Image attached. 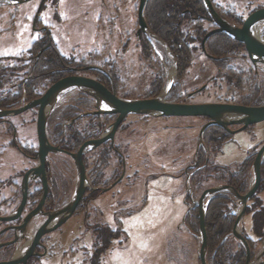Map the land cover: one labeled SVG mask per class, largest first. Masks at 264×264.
Returning <instances> with one entry per match:
<instances>
[{"label":"rangeland","instance_id":"374dc122","mask_svg":"<svg viewBox=\"0 0 264 264\" xmlns=\"http://www.w3.org/2000/svg\"><path fill=\"white\" fill-rule=\"evenodd\" d=\"M211 2L218 15L233 26L240 25L228 18L245 19L250 12L264 7V0ZM138 3L139 0H59L60 13L55 31L63 51L71 48L76 60L86 62V65L103 64L109 69L118 95L126 100L159 96L169 84L170 73L174 72L170 91L166 95L165 91L161 94L166 101L226 102L228 88L220 76L223 75L224 63H217L203 54L199 43L190 44L191 48L196 47L190 55L191 64L179 76L176 59L164 42L151 38L147 33L137 36ZM3 11L0 10V20H4L1 19ZM3 24L0 23V28ZM190 24L195 26L196 23ZM202 25L211 29L215 26L212 21ZM259 26L258 38L264 42V24ZM14 34L17 36L18 32ZM27 37H23L22 46L15 45L18 39L14 44L8 43L3 54L26 49L31 42ZM239 54L241 57L242 53ZM231 64L229 62L226 66L253 69L254 73L258 70L259 79L264 78L263 63L253 65L242 57ZM204 85H207L205 91L196 92ZM259 104H264L263 98ZM205 123L206 119L202 117L129 115L115 136V146L125 156V176L106 192L87 193L74 216L64 225L65 233L57 231L44 237L49 247L48 256L31 264H89L94 232L86 229L87 223L117 232L109 248L101 255L100 264H200L198 219H185L187 212L196 207L193 203L205 189L222 185V174L217 175L219 170L243 162L249 149L264 142L263 121L251 129L233 134L221 150L218 145L208 146L205 155L213 166L199 176L196 188L192 189L187 182V169L193 165L199 133ZM99 150L88 153L86 160L90 171L98 169L96 173L94 171L96 177L93 178L96 184L104 187L114 179V172L118 174L120 171V158L112 152L107 167H101L100 163L98 165ZM252 158L247 189L253 178ZM63 159L72 167L68 158L60 157L61 162ZM214 163L221 168L217 169ZM194 170L188 172V178ZM257 195L264 199V189ZM211 198L207 199L206 207ZM63 204L64 201L59 206ZM238 207L236 201V214ZM239 229L254 237L251 213H245ZM76 247L84 249L86 260L81 251L76 252ZM72 248L77 254L71 252ZM238 249L237 242L227 241L225 252L231 254ZM261 249L262 243L257 242L253 252L255 257ZM214 253L206 251L207 264H211Z\"/></svg>","mask_w":264,"mask_h":264},{"label":"flooded vegetation","instance_id":"af4514ba","mask_svg":"<svg viewBox=\"0 0 264 264\" xmlns=\"http://www.w3.org/2000/svg\"><path fill=\"white\" fill-rule=\"evenodd\" d=\"M33 2L36 4L29 5ZM59 7V0H30L22 4L15 3V0H0V10H5L2 12L1 18L4 20H0V23H4V26L0 28V110L25 107L40 99L54 83L73 76L96 80L118 97L125 99L118 95L109 69L103 64L86 65V62L76 60L71 48L63 51L58 42L57 31H55V22L60 13ZM63 19L65 20V18ZM15 32H18L17 36H15ZM143 33L141 30L136 31L137 36ZM25 35L31 39L26 49L18 53L3 54V49L8 46V43L14 44L16 39L18 41L15 45H24L23 37ZM207 57L211 58L210 56ZM55 100L54 107L47 117L45 129L50 145L62 150V152L48 153L44 157L43 167L39 161V105L28 108L17 115L0 116V264L19 257L30 245L33 236L49 215H53L63 208L73 197L77 184V172L73 159L66 152L76 153L80 146L86 142L87 131L97 130L100 122L106 125L97 137L99 138L116 118V115L110 114H87L95 111V101L85 92L75 88L58 94ZM128 116L117 128L115 136ZM253 125L247 126L244 130L251 129ZM239 127V125H234L230 129L236 130ZM229 134L231 139L233 134ZM115 136L113 145L109 141L104 142L101 144L104 145L103 149L99 150L98 161L101 163V167H107L110 162L109 154L112 152L120 158V171L118 174L115 171L114 179L104 187L96 184V179L93 178L96 177L93 175L94 171H90L88 165L86 167L87 151L82 153L85 176H87L91 189L85 190L76 210L86 199L87 193L92 194L99 191L98 189L107 188L121 177L113 186L115 187L125 176V156L117 147H114ZM75 140L79 141L77 148H74ZM263 144L264 142L249 149L245 160L238 164H243L251 156L253 163L256 152ZM199 146L196 148V153ZM60 157L68 158L67 160L70 161L72 167L66 163V159L61 162ZM263 160L264 157L262 162ZM196 162L194 156L193 165L187 169V176L189 169L197 165ZM238 164H234V166ZM251 173L253 175L252 169ZM74 180L76 181L74 182ZM252 181L253 178L251 183ZM259 187L260 184L247 204L258 193ZM258 198L260 204L264 206V199L260 196ZM62 201L64 204L59 206ZM76 210L62 226L58 227L60 230L52 228L55 223L54 220L48 224L49 226L45 229L52 230L39 239V244L34 248L35 254L25 264L37 262V259L48 256L49 247L44 237L57 231L61 234L65 233L64 225L71 220ZM240 231L244 232L249 240L257 243L258 238L252 231V222L251 233L255 238L248 236L243 229ZM261 241L262 239L258 241L259 244ZM76 249L77 253L81 251L84 254L83 258L86 260L84 249L81 247H76ZM74 250L75 248L71 252L75 253ZM251 258L253 259L255 256ZM260 260H264V253Z\"/></svg>","mask_w":264,"mask_h":264},{"label":"water","instance_id":"95a60500","mask_svg":"<svg viewBox=\"0 0 264 264\" xmlns=\"http://www.w3.org/2000/svg\"><path fill=\"white\" fill-rule=\"evenodd\" d=\"M28 1L30 0H15V3L22 4ZM202 1L209 15L208 19L212 21L215 25V28L211 29L203 37L201 41L202 50L204 49V42L209 36H211L215 32H225L229 36L233 37L234 40L244 46L247 57L253 65H256L258 63L264 64V42L261 41L258 37H256L252 32V28L254 25L264 24V8H260L251 12L243 20L241 26H233L218 15L212 5L211 0ZM145 4L146 0H139L137 7V24L139 27L138 31L141 30L144 33H147L151 38L160 42L158 38L148 32L143 15ZM172 84L173 82H170L165 88V95L170 91ZM71 88L83 91L94 99L95 111L87 114H110L116 115V118L99 138L84 142L76 153L66 152V154L73 159L77 172V184L74 190L73 197L63 208L58 210L53 215H49L48 219L42 224L40 229L33 236L30 245L25 249V251L21 255H19V257H15L2 264H25L26 261L35 254L34 248L36 245L39 244V239L44 234L52 230L45 229L49 226L48 224H51V221L54 220L55 223L52 225V228L55 229L62 226L69 219V217L76 210L79 202L82 200L85 190H87L88 188L91 189L87 176H85V170L82 161V153L85 150L88 151L94 149L107 141H109L113 145L115 132L127 115L205 118L207 122L201 127L197 147L202 143V134L204 130L211 125H217L226 130L227 132L234 134L237 131L244 130L249 125L264 121V104L258 106H244L229 103L213 102L178 103L166 101L164 97L161 98L162 93L159 96L153 98L126 100L118 97L114 92L109 91L102 84L91 78L78 76L67 77L51 85L40 99L33 101L25 107L14 110H0V116L17 115L28 108H31L35 105H39L40 108L38 113V141L40 156L39 161L42 167L44 157L48 153L62 152V150L53 147L48 142L45 126L47 117L54 107V103L56 101L55 97L58 94ZM202 88L203 87H201L196 92H199ZM234 125H239L240 127L236 130H231L230 127ZM263 157L264 144L256 152L254 161L252 163L253 181L246 193L240 194L232 186L222 184L219 186L205 189L199 196L196 203H193L198 208V228L201 240L200 248L198 251L200 264H207V236L205 231V212L206 204L208 201L207 199L221 191H228L229 193H231L236 198L237 204L239 206L236 214V219L232 228V236L237 239L245 249L244 264H264V260H260L264 253V237L261 241L262 250L257 254L255 258L252 259L247 241L242 236L241 231L239 229V225L241 224L242 219L245 215L247 201L254 195L260 184V166ZM120 179L121 177L117 181H119ZM188 181L189 178L187 176V182ZM116 182L107 188L98 190L100 192H106L111 189L116 184Z\"/></svg>","mask_w":264,"mask_h":264},{"label":"trees","instance_id":"16d2710c","mask_svg":"<svg viewBox=\"0 0 264 264\" xmlns=\"http://www.w3.org/2000/svg\"><path fill=\"white\" fill-rule=\"evenodd\" d=\"M143 15L150 32L164 42L168 46L171 54L175 57L179 76H182L191 64L190 55L196 47L191 48L190 44L199 43V48L203 54L210 56L217 63H224L223 75L220 76L222 81H225V85L228 88L227 92L229 93L224 103L251 106L259 105L262 98L264 99V78L259 79L260 77L257 75L258 70L254 73V71L252 72L253 69L250 71L248 69H242L239 66L229 68L226 66L227 63L230 62V65H232L233 63L231 64V62L242 57H245L246 61L249 60L246 57L244 46L241 43L234 40L233 37L225 32H215L205 40L204 49L202 50L201 41L211 30V28H205L202 25V23L210 21L202 0H146ZM228 19L238 25L242 23V19L234 20L232 17ZM190 22L196 23L197 25L195 24L194 26ZM214 28L215 26L212 29ZM239 53H242L241 57ZM204 86L202 91L207 89V85ZM105 125L99 122V128L97 130L87 131L88 136L86 137V141L97 138ZM228 136L226 131L217 125H211L204 130L202 143L195 155L197 165L194 168L196 170L193 171V175L191 174L189 178V186L192 189L196 188L199 176L204 175V173L206 174L210 171L209 168L213 166L209 158L206 159L205 154L208 146L216 147L218 145L221 150V146L229 140L230 137ZM78 142V140H75V144L77 143V145L74 144V148L78 147ZM103 146L100 145L88 150L86 156L88 153L90 154L93 151L103 149ZM114 147L117 146L114 145ZM108 149L111 148L108 147ZM97 152L99 157L100 152ZM251 158L252 156L243 164L225 167V169L219 170L217 175L222 174V184L232 186L240 194L245 193L248 186ZM87 165L86 160V167ZM215 166L217 169L221 168L217 164ZM194 168L189 169V171ZM97 170V168H94L93 171L96 173ZM261 175V183L258 191L264 189V160L262 162ZM235 200L236 198L228 191H221L212 196L206 207L205 231L207 236V252H215L211 264H244L245 249L232 236V228L236 219L235 203L237 200ZM196 209H198L197 206L191 208L187 212L185 219H198ZM246 213H251L252 231L257 236L258 242L264 234V206L260 204L257 194L248 202ZM87 218L86 216V221ZM88 225L87 223L86 229L92 231V233L94 232L93 254L88 262L89 264H100L101 255L109 248L111 239L117 232L110 231L107 227L97 224ZM242 236L246 239L250 255L253 257V252L256 249V241L249 240L245 234ZM226 240L237 242L239 249L231 254L228 251L225 252Z\"/></svg>","mask_w":264,"mask_h":264},{"label":"bare ground","instance_id":"6f19581e","mask_svg":"<svg viewBox=\"0 0 264 264\" xmlns=\"http://www.w3.org/2000/svg\"><path fill=\"white\" fill-rule=\"evenodd\" d=\"M259 25H261V24H256V25H254L253 28H252V32H253V34H254L256 37H258V35H259V31H260V28H261ZM173 77H174V72H171L170 75H169V83L172 81ZM163 92H164V90H163ZM163 92H162V93H163ZM161 98H163V97H161ZM27 244H28V243H27ZM27 244H26V245H27Z\"/></svg>","mask_w":264,"mask_h":264}]
</instances>
